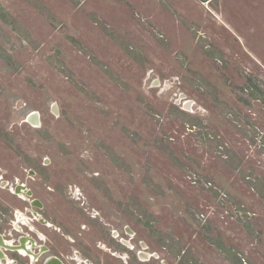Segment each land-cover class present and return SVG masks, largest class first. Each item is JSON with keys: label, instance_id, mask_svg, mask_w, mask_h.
I'll list each match as a JSON object with an SVG mask.
<instances>
[{"label": "rangeland", "instance_id": "1", "mask_svg": "<svg viewBox=\"0 0 264 264\" xmlns=\"http://www.w3.org/2000/svg\"><path fill=\"white\" fill-rule=\"evenodd\" d=\"M239 1L246 14L253 8L264 22L262 4ZM205 3L0 0V117L8 110L14 125L23 100L44 103L42 99H49L58 104L61 100L70 120H63L59 128L65 138L76 140L84 129L92 130L95 138L101 133L107 136L108 156L100 152L98 158L126 161V210L135 206L142 215L152 212L157 226L173 234L174 254L158 246L170 264H229L209 236L240 248L251 264H264V203L255 193H242L239 172L217 153L210 128L189 130L188 117L169 104L173 95H161L163 87L144 84V76L155 74L156 69L173 77L199 107L211 112L209 123L216 125V91L224 95L230 88L237 93L228 82L233 75L228 63L235 61L245 73L238 63L243 61L261 72L264 28L258 25L261 29L255 27L252 37L238 29L240 41L223 56L224 68L214 62V56H207L208 42L203 47L196 44L179 14L198 12L206 8ZM219 16L223 17L221 12ZM230 29L206 30V40L219 36L230 43ZM225 133L224 140L236 143L244 157L253 156L246 153L247 135L235 138L234 133ZM254 158L244 160L241 172L253 166L254 173L264 174V160ZM191 160L230 179L226 182L231 196L253 214L249 227L236 222L225 205H217L210 191L195 190L188 177ZM132 214L133 210L127 212V221L133 220ZM202 214L209 225L202 224Z\"/></svg>", "mask_w": 264, "mask_h": 264}, {"label": "flooded vegetation", "instance_id": "2", "mask_svg": "<svg viewBox=\"0 0 264 264\" xmlns=\"http://www.w3.org/2000/svg\"><path fill=\"white\" fill-rule=\"evenodd\" d=\"M202 2L208 3L206 8L179 15L196 44L203 47L208 42L204 46L207 56H214V62L224 68L227 61L223 56L231 54V46L240 41L238 29L252 37L254 28H264V22L253 8L246 14L239 0ZM255 4L264 8V0H255ZM215 28L217 32L231 28L232 41L219 36L206 40V30ZM261 59V72L243 61L238 63L246 68L245 73L239 71L235 61L228 63L233 73L228 82L234 84L237 93L230 88H225L224 95L216 91V125L209 123V110L201 108L200 114H193L181 108L193 98L173 77L156 69L154 76L149 74L143 79L147 86L163 87L161 95H173L169 104L188 117L189 130H200L198 126L211 129L209 137L215 140L217 153L239 172L242 193H255L264 203V174L254 173L253 166L247 168L249 172H241L245 170L244 160H252L255 155L254 160H264V54ZM42 100L44 103H19L14 125L8 110L0 117V264H170L158 246L173 253V234L157 226L152 212L142 215L143 211L135 206L126 210V161L98 158L100 152L108 156L107 136L101 133L95 138L92 130L84 129L76 140L65 138L59 128L63 120L70 121L66 105L61 100V105ZM191 106L192 111L198 110L197 102ZM225 130L234 133L235 138L237 134L247 135L246 153L253 156L244 157L236 143L234 146L224 140ZM162 141L169 143L167 139ZM191 163L188 177L197 186L195 190L210 191L217 205H225L236 222L249 227L253 214L231 196L226 182L230 179L221 178L214 167L196 160ZM131 210L133 220L127 221L126 214ZM200 217L203 225H209L203 214ZM209 237L229 264H251L240 248L228 245L219 236Z\"/></svg>", "mask_w": 264, "mask_h": 264}, {"label": "water", "instance_id": "3", "mask_svg": "<svg viewBox=\"0 0 264 264\" xmlns=\"http://www.w3.org/2000/svg\"><path fill=\"white\" fill-rule=\"evenodd\" d=\"M195 101L192 99L191 101L187 102L186 104L182 105L181 108L189 113H193V114H200L201 112L199 111V109H201V107H198L197 111H192V106L191 104L194 103ZM54 111V109H53Z\"/></svg>", "mask_w": 264, "mask_h": 264}, {"label": "bare ground", "instance_id": "4", "mask_svg": "<svg viewBox=\"0 0 264 264\" xmlns=\"http://www.w3.org/2000/svg\"><path fill=\"white\" fill-rule=\"evenodd\" d=\"M39 121H40V120H39ZM39 121H38V122H39ZM25 217H26V216H25ZM23 250H24V249H23Z\"/></svg>", "mask_w": 264, "mask_h": 264}]
</instances>
